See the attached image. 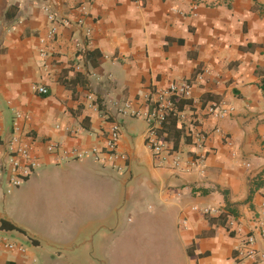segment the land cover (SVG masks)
Returning <instances> with one entry per match:
<instances>
[{
    "label": "crops",
    "instance_id": "1",
    "mask_svg": "<svg viewBox=\"0 0 264 264\" xmlns=\"http://www.w3.org/2000/svg\"><path fill=\"white\" fill-rule=\"evenodd\" d=\"M48 13L69 22L52 41ZM263 81L264 0H0V136L20 113L41 162L21 187L0 184V235L25 248L0 244V264H264ZM172 83L190 86L185 132L175 150L161 133L154 155L149 123L123 110L148 112ZM112 122L120 169L45 152L103 148ZM248 234L258 257L240 253Z\"/></svg>",
    "mask_w": 264,
    "mask_h": 264
},
{
    "label": "built area",
    "instance_id": "2",
    "mask_svg": "<svg viewBox=\"0 0 264 264\" xmlns=\"http://www.w3.org/2000/svg\"><path fill=\"white\" fill-rule=\"evenodd\" d=\"M47 19L49 30L46 39L48 41L54 40L61 26L69 25L67 20L57 18L53 13H48ZM87 34H89V32ZM45 41L46 40L44 39V42ZM45 53V51H41L42 56H45ZM35 90L39 94L44 95L47 93V89L42 86L36 87ZM188 96H190L189 84L172 83L167 89L158 92L157 100L154 101V103H150L151 109L148 112L141 113L140 111L130 109L129 105H125L123 114L127 112L132 116H144L149 123L145 142L154 155H161L168 152L166 143L162 141L158 135V129L161 127L162 122L166 120L169 111L173 107V103L170 100L171 97L186 98ZM147 99L148 101L150 100L149 98ZM207 113L215 119H220L226 114V112L220 108L219 103L209 105ZM22 117L24 116L20 113H15L12 130L6 136H0V184L4 185L6 188L21 187L41 166L34 141H31L22 135L17 126L16 120ZM178 120L182 123L186 122L187 119L183 112L178 113ZM80 129L81 128H76L73 131L71 130V132L74 135H77L79 134L78 132ZM213 131L221 136L222 139L226 141L228 140V137L222 133L217 124H215ZM120 137L121 132L119 123L112 122L107 130L103 148L94 146L89 149L73 148L70 151H65L58 141L47 140L44 142V149L45 152L52 157L53 163L56 164L72 159H84L90 157L101 166L111 164L112 167L120 169L119 166L114 165V162L117 159H125L124 155L118 153ZM205 138L204 135L196 136L195 145L202 146L205 142ZM227 142L230 144L229 141ZM247 166L249 165L247 164ZM192 210L199 211L204 216H211L216 213L215 210L206 207H193ZM259 222L264 224V204L259 213ZM0 244L9 251L16 250L20 253L25 251V248L22 245L11 242L5 235H0ZM240 253L244 254L246 257H258L256 239L252 234L245 236ZM258 259L263 260L264 256L259 255Z\"/></svg>",
    "mask_w": 264,
    "mask_h": 264
},
{
    "label": "trees",
    "instance_id": "3",
    "mask_svg": "<svg viewBox=\"0 0 264 264\" xmlns=\"http://www.w3.org/2000/svg\"><path fill=\"white\" fill-rule=\"evenodd\" d=\"M79 74H77V78H79ZM262 90L264 91V81L262 84ZM173 103L172 109L169 111L166 120L161 124V132L159 133V137L162 141H165L161 137V133H167V137L165 139H171L173 141L174 150L177 148L179 137L182 133L185 132V124L178 120V113L182 112L183 109L190 105L192 102L187 98H175L171 97L170 99ZM189 140V139H187ZM211 222H219L222 225L226 224L227 214H220L217 217L211 218Z\"/></svg>",
    "mask_w": 264,
    "mask_h": 264
},
{
    "label": "rangeland",
    "instance_id": "4",
    "mask_svg": "<svg viewBox=\"0 0 264 264\" xmlns=\"http://www.w3.org/2000/svg\"><path fill=\"white\" fill-rule=\"evenodd\" d=\"M28 240V239H27ZM151 249V248H150Z\"/></svg>",
    "mask_w": 264,
    "mask_h": 264
}]
</instances>
